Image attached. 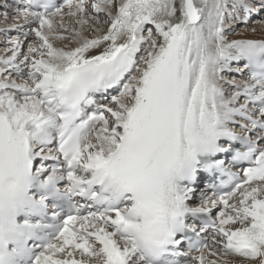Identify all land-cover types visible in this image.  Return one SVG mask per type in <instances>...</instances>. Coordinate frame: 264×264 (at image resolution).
Instances as JSON below:
<instances>
[{
	"label": "snow or ice",
	"instance_id": "snow-or-ice-1",
	"mask_svg": "<svg viewBox=\"0 0 264 264\" xmlns=\"http://www.w3.org/2000/svg\"><path fill=\"white\" fill-rule=\"evenodd\" d=\"M0 8V264H264V0Z\"/></svg>",
	"mask_w": 264,
	"mask_h": 264
},
{
	"label": "bare ground",
	"instance_id": "bare-ground-1",
	"mask_svg": "<svg viewBox=\"0 0 264 264\" xmlns=\"http://www.w3.org/2000/svg\"><path fill=\"white\" fill-rule=\"evenodd\" d=\"M2 2H3V0H0V3H2ZM2 11H3V9L0 8V12H2ZM256 21H258V19H256V17H253V23H255ZM9 23H11V21H9ZM6 26L7 25H5L3 22V17L0 16V29H4ZM258 34H259V32H258ZM14 35H16L15 32H10V33L6 34L5 32L0 31V47H2V48H0V52H2V50L5 46V42H6L5 38H7L8 36H14ZM237 79H239V78H237Z\"/></svg>",
	"mask_w": 264,
	"mask_h": 264
},
{
	"label": "rangeland",
	"instance_id": "rangeland-1",
	"mask_svg": "<svg viewBox=\"0 0 264 264\" xmlns=\"http://www.w3.org/2000/svg\"><path fill=\"white\" fill-rule=\"evenodd\" d=\"M256 19H259L258 17H256ZM5 39H7V38H5ZM0 48H2V47H0Z\"/></svg>",
	"mask_w": 264,
	"mask_h": 264
}]
</instances>
